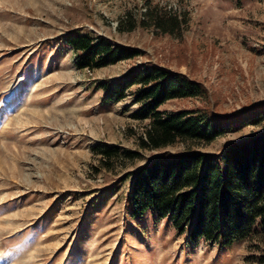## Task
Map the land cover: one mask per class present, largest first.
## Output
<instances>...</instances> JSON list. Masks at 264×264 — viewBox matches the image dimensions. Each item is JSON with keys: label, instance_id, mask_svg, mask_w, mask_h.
Returning <instances> with one entry per match:
<instances>
[{"label": "rangeland", "instance_id": "rangeland-1", "mask_svg": "<svg viewBox=\"0 0 264 264\" xmlns=\"http://www.w3.org/2000/svg\"><path fill=\"white\" fill-rule=\"evenodd\" d=\"M184 15L179 36H156L117 22L138 19L145 3ZM99 36L142 55L78 71L67 33ZM151 62L200 83L205 100L165 102L174 112L209 107L227 115L264 102V0H0V264H257L264 234L254 229L226 248L184 242L166 219H131L127 173L159 152L217 155L261 131L247 125L209 143L141 151L113 172L96 170V142L136 148L145 122L130 88L101 104L103 83Z\"/></svg>", "mask_w": 264, "mask_h": 264}, {"label": "trees", "instance_id": "trees-1", "mask_svg": "<svg viewBox=\"0 0 264 264\" xmlns=\"http://www.w3.org/2000/svg\"><path fill=\"white\" fill-rule=\"evenodd\" d=\"M237 2L243 0H235ZM138 19L118 21L116 32L136 27L156 36H179L186 20L157 5L145 3ZM61 42L73 54L76 70L93 71L141 56V51L115 44L99 36L65 34ZM137 106L132 120L145 122L136 148L96 142L90 147L96 170L113 172L141 151H156L177 143H209L223 135L264 120V102L253 103L227 115L209 107L159 110L165 102L179 99L205 100L204 87L186 76L151 62L139 63L118 80L103 83L101 104H115L130 90ZM127 204L130 218L149 212L154 220L166 219L184 242H200L226 248L246 239L254 229L264 234V128L246 138L227 143L217 155L194 150L159 152L127 173ZM264 264V255L255 258Z\"/></svg>", "mask_w": 264, "mask_h": 264}]
</instances>
